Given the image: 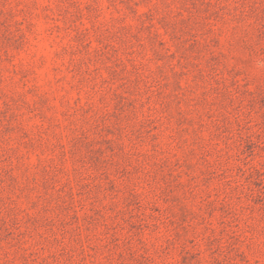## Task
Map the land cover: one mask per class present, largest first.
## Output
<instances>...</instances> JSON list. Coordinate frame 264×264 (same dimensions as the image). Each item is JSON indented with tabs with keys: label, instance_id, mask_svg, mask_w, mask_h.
Instances as JSON below:
<instances>
[{
	"label": "rangeland",
	"instance_id": "rangeland-1",
	"mask_svg": "<svg viewBox=\"0 0 264 264\" xmlns=\"http://www.w3.org/2000/svg\"><path fill=\"white\" fill-rule=\"evenodd\" d=\"M0 264H264V0H0Z\"/></svg>",
	"mask_w": 264,
	"mask_h": 264
}]
</instances>
